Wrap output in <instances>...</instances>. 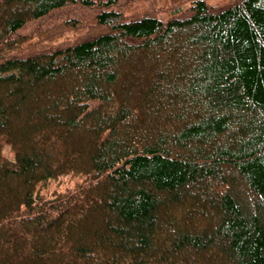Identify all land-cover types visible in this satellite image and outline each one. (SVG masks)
<instances>
[{"label": "trees", "instance_id": "1", "mask_svg": "<svg viewBox=\"0 0 264 264\" xmlns=\"http://www.w3.org/2000/svg\"><path fill=\"white\" fill-rule=\"evenodd\" d=\"M120 3L0 0V264H264V0Z\"/></svg>", "mask_w": 264, "mask_h": 264}, {"label": "rangeland", "instance_id": "2", "mask_svg": "<svg viewBox=\"0 0 264 264\" xmlns=\"http://www.w3.org/2000/svg\"><path fill=\"white\" fill-rule=\"evenodd\" d=\"M207 1L210 4L216 5V6H220L222 4L228 3V0H207ZM179 2L182 3L181 1H179ZM180 3H178V4H180ZM185 4H187V3H185ZM180 5H183V4H180ZM120 8L122 10H125L126 14H129L130 16L140 15V14H144V13H150V14H153V15L161 18V19H167L168 17L174 15V12H178V13L182 12L181 8L179 6L175 5L174 0H121ZM87 16L92 19V13H88L85 17H87ZM56 21H59V20L56 19ZM93 23H94V21H93ZM91 25H92V22L89 21L88 25L84 26L83 30H81V32L86 31L87 28L91 27ZM55 26L56 25H54V27ZM66 32L67 33L64 36H55L52 39L49 37V40L43 39L42 42H44V45L49 44L50 46H58V45H60V42L65 40V38L67 36H70L72 34H74L75 36L78 35V33L76 31H66ZM239 186L241 187V185H239ZM246 195L248 196V199L251 198L249 193H247ZM241 198H242V201L245 200L244 199L245 197L242 196ZM242 203L244 204L243 205L244 208H247L248 205L244 202H242ZM184 209H187V208L184 206ZM166 214H167V216H169V215L173 216L174 215L173 210H170L168 212L166 211ZM187 223H188V225L191 226V227L190 226L187 227L188 230H190L193 234L195 232L199 231V228H200L199 223H197L195 221L194 222L192 221V223H190V222H187ZM162 236L160 235L158 239H160ZM203 255L205 257H211V256H213V251L210 250L209 253H205ZM201 264H208V263L202 262ZM213 264H216V263L213 262Z\"/></svg>", "mask_w": 264, "mask_h": 264}, {"label": "bare ground", "instance_id": "3", "mask_svg": "<svg viewBox=\"0 0 264 264\" xmlns=\"http://www.w3.org/2000/svg\"><path fill=\"white\" fill-rule=\"evenodd\" d=\"M76 187V186H75Z\"/></svg>", "mask_w": 264, "mask_h": 264}]
</instances>
